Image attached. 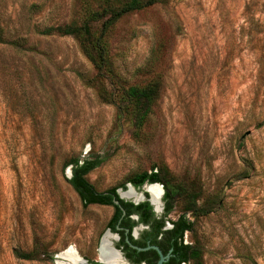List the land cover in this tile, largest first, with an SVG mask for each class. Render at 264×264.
Returning <instances> with one entry per match:
<instances>
[{"label":"rangeland","instance_id":"1","mask_svg":"<svg viewBox=\"0 0 264 264\" xmlns=\"http://www.w3.org/2000/svg\"><path fill=\"white\" fill-rule=\"evenodd\" d=\"M84 12L82 0H0V264H63L69 248L83 264L99 259L114 208L82 205L67 182L74 158H100L85 179L98 192L133 190L122 197L132 201L146 192L129 178L166 171L210 210L187 214L184 242L200 264H264V0H167L126 14L106 33L100 75L74 37L41 34ZM152 80L159 95L138 128L123 94Z\"/></svg>","mask_w":264,"mask_h":264},{"label":"trees","instance_id":"2","mask_svg":"<svg viewBox=\"0 0 264 264\" xmlns=\"http://www.w3.org/2000/svg\"><path fill=\"white\" fill-rule=\"evenodd\" d=\"M167 0H82L85 5V12L79 24L74 22L62 26L47 27L41 34L49 35L56 33L74 37L85 55L91 62L97 73L103 74L110 72L107 57V47L105 36L108 29L122 16L140 11L156 4H164ZM95 3V7L93 4ZM3 31L0 27V44H4ZM18 46L19 43L11 42ZM104 76V75H102ZM160 83L158 80H152L146 85L129 86L124 91V109H129L134 114L135 125L140 128L148 116L152 113L153 105L159 95ZM102 163L100 158H86L80 160L74 158L68 162L71 166V176L67 182L79 196L82 205L90 204L109 205L114 208V213L108 222V227L115 232L116 227H125L128 229L127 236L132 243L139 246H145L142 238H149L151 243L158 244L163 254L169 253V259L174 260L173 264H180L182 261H190L193 264H200L201 252L197 245L184 242V234L192 229V222L187 214L204 215L210 210L204 205H197L198 196L189 192L182 184L173 183L166 171L152 168L149 172L142 171L129 178L128 182L136 189H141L145 184L158 183L163 188L162 200L164 202V214L160 223L151 219V206L147 201L134 205L119 197L117 190L113 187L103 192L94 189L86 179L85 175L98 167ZM122 189L124 185L120 186ZM147 196V193H145ZM177 201H184L183 212L175 220H167L171 227L162 229L165 223V217L169 215L173 204ZM117 202V203H115ZM138 214V221H133L130 215ZM167 219V218H166ZM159 222V221H158ZM138 223L150 224L149 230L142 232L140 240H134L130 232ZM124 234L123 231H119ZM160 235V237H158ZM143 240V239H142ZM133 256L136 254L156 253L150 249L144 252H138L129 248ZM17 257L29 259L30 254H16ZM97 264V263H96Z\"/></svg>","mask_w":264,"mask_h":264},{"label":"flooded vegetation","instance_id":"3","mask_svg":"<svg viewBox=\"0 0 264 264\" xmlns=\"http://www.w3.org/2000/svg\"><path fill=\"white\" fill-rule=\"evenodd\" d=\"M147 187L148 186H145L146 190H147ZM134 196H135V194H134ZM126 201H130L134 205H138V204H140L142 202L147 201L149 203V205L152 207L151 208V212H152L151 219H153V220L155 219L157 221V223H160V219L163 217V214H164V202H163L161 196H160V198H159V200H158V202L156 204V205L159 206V207L156 206L158 211H156L154 209L153 205L150 204L149 199H148V194H147V196L145 195L144 200H138L137 202L135 200L134 201L126 200ZM130 218L133 221H138L139 216H138V214H132V215H130ZM166 218L167 217H165L166 221H165L162 229H168V228L171 227L170 223L167 221ZM168 224L170 225V227H167ZM135 228H138V235L137 236L134 235V229ZM107 229H108L107 231H109L110 234H104V236L100 240V245H99V248H98L99 259L97 261H95V260H87L88 264H96V263L97 264H111L108 261L102 260L101 257H100V247H101L102 242L104 240H106L108 249L111 250L113 253H115L116 256H117L118 262L115 263V264H158V262L160 260V253L164 257V260H163L162 264H173L174 260H170L169 259V253L168 254H163V252L161 251V248L159 247L158 244H155V243L152 244L149 238H145V237L142 238L141 237L142 236V232L144 230H149L150 229V224L149 223L148 224L138 223L136 226H134L132 228V230L130 232V236L132 237V239L140 240L142 238L143 240L141 239V241H144L145 246H139V245H136L135 243H132L130 241L129 237L127 236L128 229L125 228V227L117 226L116 230H118V231H115V232L111 231V229L109 227H107ZM140 229H142V230H140ZM119 231H123L124 234H121ZM111 233H114V234L117 235V240L114 243H112V241L110 243L108 241V239H107V238H110L111 240H114V238L112 237ZM158 237H160V235ZM153 247H155L156 249L153 248ZM129 248L134 249V250H136L138 252H144V251L153 249V250H155L156 253L149 252L147 254H143L142 253V254H136L135 256H133V254L131 253ZM137 248H142V250H138ZM68 251L69 252L74 251V254L76 255V257H78V255L76 254L75 250H73L72 248L67 249L63 253H66ZM78 258L80 260H82V258H80V257H78ZM74 263H79V262H74ZM180 264H190V261H182Z\"/></svg>","mask_w":264,"mask_h":264},{"label":"bare ground","instance_id":"4","mask_svg":"<svg viewBox=\"0 0 264 264\" xmlns=\"http://www.w3.org/2000/svg\"><path fill=\"white\" fill-rule=\"evenodd\" d=\"M148 192L151 195L152 201L157 204L160 196H162V190L159 185H151L147 187ZM135 193L133 190H130L125 193L127 196H133ZM124 195V196H125ZM100 257L102 260L108 261L111 264H115L118 262L117 256L115 253H113L111 250L108 249L106 240L102 242V245L100 247ZM59 258L62 260L61 263L63 264H81L83 261L80 260L76 255L74 254V251L71 252H66L61 255H59ZM68 262V263H67ZM74 262H79V263H74Z\"/></svg>","mask_w":264,"mask_h":264},{"label":"water","instance_id":"5","mask_svg":"<svg viewBox=\"0 0 264 264\" xmlns=\"http://www.w3.org/2000/svg\"><path fill=\"white\" fill-rule=\"evenodd\" d=\"M151 185H159L160 186V188H161V190H162V196H163V188H162V186L160 185V184H158V183H153V184H148V183H145L141 188L148 194V199H149V202H150V204H152L153 205V207H154V209L156 210V211H158L157 210V207L156 206H158V205H156L153 201H152V199H151V195L149 194V192L145 189V186H151ZM129 187H131V189L132 188H134L131 184L130 185H128ZM136 189V188H135ZM117 193H118V195H119V197L120 198H122V197H125L124 195H123V193H120V191H119V189L117 190ZM162 196H161V198H162ZM144 198H145V196H140L137 200H135L136 202L138 201V200H144ZM123 199V198H122ZM115 203H117V202H115ZM159 207V206H158ZM167 227H170V225L168 224L167 225ZM138 230V228H135L134 229V232H136ZM105 234H110V232L109 231H107ZM153 248H155V247H153ZM138 250H142V248H137ZM156 249V248H155ZM59 257V256H58ZM60 259V258H59ZM83 260V259H82ZM163 260H164V257L161 255V253H160V260H159V262H158V264H162V262H163ZM85 261L83 260V262L81 263V264H83Z\"/></svg>","mask_w":264,"mask_h":264}]
</instances>
